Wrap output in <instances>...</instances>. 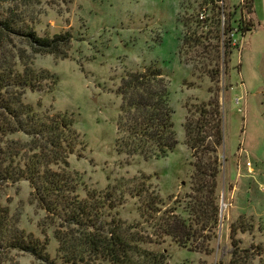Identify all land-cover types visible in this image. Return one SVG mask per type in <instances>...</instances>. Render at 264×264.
Returning a JSON list of instances; mask_svg holds the SVG:
<instances>
[{"label": "rangeland", "instance_id": "obj_1", "mask_svg": "<svg viewBox=\"0 0 264 264\" xmlns=\"http://www.w3.org/2000/svg\"><path fill=\"white\" fill-rule=\"evenodd\" d=\"M242 2L19 0L0 5V19H13L12 27L21 32L0 34V72L46 74L22 97L16 89L8 97L71 125L74 151L67 161L81 180L80 198L108 199L128 234L147 236L151 243L142 248L163 254V264H229L232 244L249 252L250 264H264V0H254L251 14ZM229 17L231 23L242 18L251 32L223 35ZM29 33L56 43L30 45ZM157 69L168 83L177 145L159 160L118 154L122 78ZM216 101L223 135L216 153L219 221L213 235L198 231L200 238L182 248L163 234L162 225L173 208L189 203L197 167L213 159ZM6 140L14 142L10 148L27 151L32 137L17 133ZM0 204L20 231L46 240L49 258L60 264L55 227L25 178L0 190ZM6 258L5 264H42L17 251Z\"/></svg>", "mask_w": 264, "mask_h": 264}, {"label": "trees", "instance_id": "obj_2", "mask_svg": "<svg viewBox=\"0 0 264 264\" xmlns=\"http://www.w3.org/2000/svg\"><path fill=\"white\" fill-rule=\"evenodd\" d=\"M15 1L19 0H0V5ZM242 3L247 14L254 13V0ZM13 25V19H0V34L8 31L20 35L21 32ZM232 32H239L243 37L251 29L246 27L242 18L231 23L229 17L223 35ZM26 37L30 45L41 48L53 47L56 43L40 39L34 33L26 34ZM223 46L228 48L226 44ZM43 75L46 74L0 72V190L22 178L29 182L32 196L46 213L49 225L55 227L53 238L58 245L57 259L60 264H163V254H153L142 248V245L151 243L147 236L128 234L129 227L112 214L108 199L91 201L80 198L78 186L81 180L76 172L70 170L67 161L74 151L71 125L63 117L45 118L44 114L39 115L28 106L18 105V99L12 102L8 97L10 89L18 90L15 95L22 97L26 89H34L45 79ZM117 96L121 100L115 141L117 153L145 161L166 158L175 149L177 141L168 83L163 74L158 69L129 72L122 78ZM214 107L216 120L213 150L210 151L212 164H204L202 169L197 167L192 178L189 203L180 210L173 208L171 218H167L162 225L163 234L173 238L182 248H188L196 238H200L198 231L211 234L219 221V165L216 153L223 143V135L218 101ZM9 117H14L13 123ZM17 133L32 137L27 151L9 147L14 142L6 140V137ZM187 134V143L193 150V139L189 132ZM153 212L158 213V210ZM47 245L46 240L42 242L20 231L11 220L9 209L0 204V264L9 262L6 256L12 251L28 254L42 264H54L47 254ZM231 246L229 264H250L248 251L240 252L237 246ZM205 252L210 254L212 250ZM239 258L243 260L238 262ZM216 264L225 263L220 261Z\"/></svg>", "mask_w": 264, "mask_h": 264}, {"label": "crops", "instance_id": "obj_3", "mask_svg": "<svg viewBox=\"0 0 264 264\" xmlns=\"http://www.w3.org/2000/svg\"><path fill=\"white\" fill-rule=\"evenodd\" d=\"M240 151H242V150H239V153H241ZM242 154V153H241ZM240 154V156H242V159L243 158H246V155H247V152L246 151H244V156L243 155H241ZM240 161H241V159H237V161H236V167H237V171H238V174H237V178L239 177V175H240V169H239V163H240ZM242 162V161H241ZM247 163V162H246ZM249 163V162H248ZM247 170V169H246ZM249 170V169H248ZM248 170H247V172H248ZM248 174V173H247ZM250 175V174H249ZM248 176V175H247Z\"/></svg>", "mask_w": 264, "mask_h": 264}, {"label": "built area", "instance_id": "obj_4", "mask_svg": "<svg viewBox=\"0 0 264 264\" xmlns=\"http://www.w3.org/2000/svg\"><path fill=\"white\" fill-rule=\"evenodd\" d=\"M246 166L249 168L250 167V164L249 163H246Z\"/></svg>", "mask_w": 264, "mask_h": 264}]
</instances>
